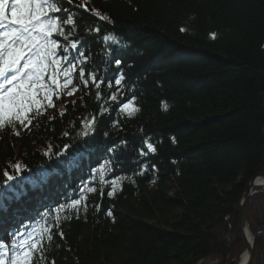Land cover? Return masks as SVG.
<instances>
[{
  "label": "trees",
  "instance_id": "trees-1",
  "mask_svg": "<svg viewBox=\"0 0 264 264\" xmlns=\"http://www.w3.org/2000/svg\"><path fill=\"white\" fill-rule=\"evenodd\" d=\"M61 6L74 94L50 68L51 106L0 129V243L39 242L34 264H234L264 173V0ZM246 223L264 264V187Z\"/></svg>",
  "mask_w": 264,
  "mask_h": 264
},
{
  "label": "snow or ice",
  "instance_id": "snow-or-ice-1",
  "mask_svg": "<svg viewBox=\"0 0 264 264\" xmlns=\"http://www.w3.org/2000/svg\"><path fill=\"white\" fill-rule=\"evenodd\" d=\"M61 4L62 0H0V129L6 126L14 127L16 124L21 126L31 124L29 114L33 113V110L39 113L43 106L39 98L41 93L43 99L51 106L53 89L51 85L45 83V74L49 68L52 70L50 75L52 85L59 88L72 83L71 72L75 66L61 69V59L57 56L59 45L56 39H52L54 33L65 36L62 30L63 23L68 25L75 23L71 15L63 19H58L54 15L61 11L67 12ZM96 15L100 14L97 12ZM5 21L10 26L6 25ZM103 39L116 42L113 36L106 35ZM71 47L76 48L77 45L72 43ZM61 71L65 76L63 85L57 82ZM79 75L81 78L84 77L83 69L79 71ZM92 79L95 81L96 77L93 76ZM120 82L116 81L117 84ZM67 94L72 95V92ZM112 99L115 100L116 97L113 96ZM122 111H127L131 115L138 109L134 106V101L130 100L123 106ZM90 123H94V118ZM148 148L154 151L151 145H148ZM3 200L4 194L0 192V204ZM51 238L49 235L48 239ZM13 247H20L21 250L10 256V264H34V252L39 251L41 245L39 242L24 241L20 245L13 242ZM6 256H9L6 246L0 243V264H6Z\"/></svg>",
  "mask_w": 264,
  "mask_h": 264
},
{
  "label": "water",
  "instance_id": "water-1",
  "mask_svg": "<svg viewBox=\"0 0 264 264\" xmlns=\"http://www.w3.org/2000/svg\"><path fill=\"white\" fill-rule=\"evenodd\" d=\"M257 179H263L264 180V173H258L255 175L250 182L247 184L246 190L242 195L241 201H240V209H239V214H238V224H239V229L244 241L245 249L241 253L238 262L236 264H251L253 261V255H254V236L251 235V239H247V232L250 233L247 224H246V203L249 198V196L252 193V190L254 188L258 187H264V183L258 182L256 183ZM251 234V233H250ZM245 254L246 257L244 261L241 262V257L242 255Z\"/></svg>",
  "mask_w": 264,
  "mask_h": 264
},
{
  "label": "rangeland",
  "instance_id": "rangeland-1",
  "mask_svg": "<svg viewBox=\"0 0 264 264\" xmlns=\"http://www.w3.org/2000/svg\"><path fill=\"white\" fill-rule=\"evenodd\" d=\"M9 16H10V12H9ZM5 24L6 25H8V22L7 21H5ZM8 26H10V25H8ZM6 30V29H5ZM54 35H56L55 33L53 34V36H52V39H56L57 40V38H54ZM58 42V41H57ZM57 56H58V58H60L61 59V61H62V55L60 54V53H57ZM61 76H62V80H61V82H60V85H63L64 83H65V76H64V73H63V71H61ZM66 91H67V93H69V92H72V94H74V90H73V88L72 87H70V84H68V86L67 87H63ZM42 95H43V93H41ZM41 96V95H40ZM39 98H41V97H39ZM42 100H44L43 98H42ZM247 224V223H246ZM21 250V249H20ZM20 250H18V252L20 251ZM243 252V251H242ZM254 253V252H253ZM12 255V254H11ZM10 255V256H11ZM241 255V254H240ZM240 255H239V257H240ZM10 256H9V258H8V256H6L5 257V260H6V263L7 264H10ZM239 257L237 258V261L234 263V264H236L237 262H238V259H239ZM253 258H254V255H253ZM252 264V263H251Z\"/></svg>",
  "mask_w": 264,
  "mask_h": 264
},
{
  "label": "bare ground",
  "instance_id": "bare-ground-1",
  "mask_svg": "<svg viewBox=\"0 0 264 264\" xmlns=\"http://www.w3.org/2000/svg\"><path fill=\"white\" fill-rule=\"evenodd\" d=\"M256 181H257L256 183H258V182L264 183L263 179L262 180L261 179H257ZM247 239H249V240L251 239V234L249 232H247ZM245 257H246V255L243 254L242 257H241V262L244 261Z\"/></svg>",
  "mask_w": 264,
  "mask_h": 264
}]
</instances>
